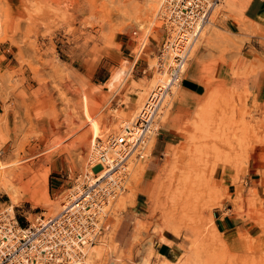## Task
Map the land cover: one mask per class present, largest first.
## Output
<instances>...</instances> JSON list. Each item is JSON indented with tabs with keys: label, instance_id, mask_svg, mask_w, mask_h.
Instances as JSON below:
<instances>
[{
	"label": "rangeland",
	"instance_id": "rangeland-1",
	"mask_svg": "<svg viewBox=\"0 0 264 264\" xmlns=\"http://www.w3.org/2000/svg\"><path fill=\"white\" fill-rule=\"evenodd\" d=\"M163 1L0 0V211L12 205L24 223L57 214L89 170L93 137L137 116L163 77ZM246 4L216 7L188 65L200 64L206 93L180 102L182 83L174 89L160 122L174 143L162 149L157 136L132 164L83 264H264V88L231 82L264 75V52L222 26L241 23ZM45 175L49 198L36 203ZM221 213L235 219L229 232L215 225ZM172 233L171 255L159 256Z\"/></svg>",
	"mask_w": 264,
	"mask_h": 264
},
{
	"label": "built area",
	"instance_id": "built-area-1",
	"mask_svg": "<svg viewBox=\"0 0 264 264\" xmlns=\"http://www.w3.org/2000/svg\"><path fill=\"white\" fill-rule=\"evenodd\" d=\"M221 1H163L158 16L165 40L158 47L155 64L163 77L133 120L93 137L89 170L77 178L57 214L39 215L24 223L12 205L0 211V264L84 263L103 233L113 201L127 191L132 164L152 155L151 142L162 127L169 100Z\"/></svg>",
	"mask_w": 264,
	"mask_h": 264
},
{
	"label": "crops",
	"instance_id": "crops-1",
	"mask_svg": "<svg viewBox=\"0 0 264 264\" xmlns=\"http://www.w3.org/2000/svg\"><path fill=\"white\" fill-rule=\"evenodd\" d=\"M222 26L233 30L236 34L248 37L247 46L264 52V0H247V4L242 11V22L237 24L229 20L223 22ZM156 48L157 43L154 44L153 49ZM199 71L200 64L197 65L196 62L194 66L188 69V73L186 72L180 88V102L188 101L190 97H197L206 93L207 87ZM231 82L232 86L237 89L243 88L260 92L264 88V75L256 72L248 76H237L233 77ZM176 135L178 134L172 126H162L158 133V147L167 148L168 145L174 143ZM215 225L219 231L229 232L234 228L235 219L231 216L226 217L224 213H221L216 217ZM176 237L173 233L164 235V240L157 244L159 256L168 258L171 255Z\"/></svg>",
	"mask_w": 264,
	"mask_h": 264
},
{
	"label": "bare ground",
	"instance_id": "bare-ground-1",
	"mask_svg": "<svg viewBox=\"0 0 264 264\" xmlns=\"http://www.w3.org/2000/svg\"><path fill=\"white\" fill-rule=\"evenodd\" d=\"M124 76V73L123 72H116L113 76H112V78L110 79V83L111 84H113V85H115L116 83H119L120 81H122V77ZM161 79V78H160ZM118 85V84H117ZM179 92V91H178ZM86 110H87V113H88V115H87V117L88 118H90V114H89V108H88V106H87V108H86ZM85 113H86V111H85ZM89 120H91V119H89ZM94 124V123H93ZM95 125H96V123H95ZM95 128V130H96V132L99 130V127L98 126H94ZM94 130V131H95ZM95 133V132H94ZM100 134V133H99ZM98 134V135H99ZM97 136V135H96ZM229 147V146H228ZM219 151V150H218ZM142 168V167H141ZM15 178V177H14ZM10 181H11V178H6V179H4V183H7L6 185H8L9 186V184H8V182L10 183ZM13 187V186H12ZM12 187H11V189H12ZM38 188H39V186H38ZM12 192H15L13 189L11 190ZM11 192V193H12ZM17 192V191H16ZM9 194H10V191H9ZM16 194V193H15ZM18 194V193H17ZM16 194V195H17ZM16 197V196H15ZM48 178H47V176L45 175L44 176V185L43 186H40V188L39 189H36V192H35V194H33L31 197H30V199L31 200H33V201H35L36 203H41V201H43V200H45V202L44 203H46V201L48 200ZM171 214V213H170ZM173 215H179L178 217H180V214H179V212H178V210L176 209V207H173ZM175 218V217H174ZM136 236V235H135ZM94 247V246H93ZM92 248V247H91ZM90 248V249H91ZM90 249H89V251H90ZM89 251H88V254H89ZM99 254V253H98ZM88 256V255H87ZM92 257V256H91ZM90 257V258H91ZM129 261V260H128Z\"/></svg>",
	"mask_w": 264,
	"mask_h": 264
}]
</instances>
